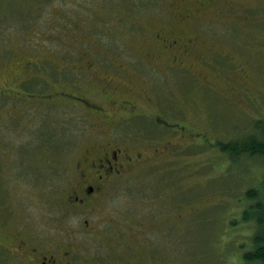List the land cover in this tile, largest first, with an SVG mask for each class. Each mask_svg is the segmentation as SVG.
Returning <instances> with one entry per match:
<instances>
[{
  "label": "rangeland",
  "instance_id": "obj_1",
  "mask_svg": "<svg viewBox=\"0 0 264 264\" xmlns=\"http://www.w3.org/2000/svg\"><path fill=\"white\" fill-rule=\"evenodd\" d=\"M199 1L0 0V244L10 245L15 232L56 242L73 231L62 216L67 172L104 132L60 93L78 88L84 67L83 76L98 80L110 71L111 85L142 98L149 114L165 120L147 130L149 146L173 140L180 148L152 162L148 172L130 174L102 208L104 226L118 238L116 228L130 224V233L135 220L148 222V229L150 222L159 223L156 241L146 245L128 235L135 243L126 249L134 251L120 262L137 264L139 252L141 264H240L253 230L240 218L249 206L247 190L262 186L264 159H233L218 141H241L264 117V28L257 26L264 22V0H204L203 9ZM157 32L180 35L191 46L196 57L182 63L189 69L143 63ZM211 53H217L215 60ZM81 55L92 58L93 66L80 62ZM24 59L35 66L18 75ZM122 70L127 79H116ZM25 80L19 96L1 91L6 82L18 89ZM48 92H55V104L44 102ZM120 96L108 92L106 101ZM175 121L191 135H174L165 123ZM151 187L158 195L144 197ZM178 212L176 221L165 222ZM79 237L77 248L88 246L99 257L101 236ZM151 245L156 247L146 255Z\"/></svg>",
  "mask_w": 264,
  "mask_h": 264
},
{
  "label": "flooded vegetation",
  "instance_id": "obj_2",
  "mask_svg": "<svg viewBox=\"0 0 264 264\" xmlns=\"http://www.w3.org/2000/svg\"><path fill=\"white\" fill-rule=\"evenodd\" d=\"M205 1L210 4H218L220 2V0ZM197 6L199 9H203L205 7L204 0L199 1ZM153 45L155 47L143 52V63H150V65L154 66L161 63L163 69L182 70L189 69L182 64L185 60L196 57L194 51L191 50V46L185 43L182 36L175 33L164 35L162 32H157ZM159 45H164L166 50L156 48ZM168 50L173 53V56H169ZM216 54L211 53V56H214L213 60H215ZM87 57L86 55H81L79 61L84 62L85 66L90 68L93 66L94 60L92 58L87 59ZM204 61L210 66H214L210 59H205ZM112 64L115 63L112 62ZM34 66V62L24 59L22 61V70L15 73H18V75L25 74ZM81 69L80 73H78L79 78L76 79V87L78 88L76 90L68 89L60 93L70 103L69 107H80L84 110V115L93 116L94 122L101 129H104V132L96 136L97 138L94 137L96 141L83 149L72 160L71 167L67 172L68 186L64 201L66 211L62 216L63 219H67L73 231L69 232V238L56 242L43 240L34 234L23 237L20 233L15 232L13 239L10 240V245L0 244V264H131V262H120L131 256L134 251L130 252L126 248L131 247L130 245L133 246V243L139 241V238L143 239V245L150 241H156L153 234L157 233L159 223L153 224L150 222L152 229H148V222H143L141 219L135 220L132 222L130 233L127 230L130 224L121 228L114 227L117 229L116 234H119L120 239L111 234L109 226H104L106 219H101L100 212L107 200L120 190L121 185L130 180V174L136 175L138 170L142 169L143 173L148 172L149 165L152 162L161 159L164 155L172 157V154L179 152L180 148L173 140H170L167 144H150L149 146L147 130L150 126L163 123L165 120L149 114L148 109L145 107V100L142 104V98L140 100L131 98V94L119 90L120 88L113 84L111 85L110 80L113 79L110 71H107L108 76L98 80L96 76L88 78L83 76L82 72H86V70L84 67ZM69 74L72 75L73 73L69 72ZM115 74L116 79H127L123 70ZM228 76L235 79L231 74ZM32 77V79H35L39 76ZM26 81H21L18 89L10 87L9 82H6L2 86L1 91L3 93L10 91L6 94L8 97H12L13 93L19 96L18 92L26 88ZM96 82L99 84H96ZM108 92L121 94V96L115 101H106ZM54 93L48 92L46 97H44V102L49 101L50 105L55 104ZM143 98L147 99L144 91ZM106 102L110 106L106 105ZM120 102V111H117ZM54 108H47L48 111L43 113V115H50L49 111L54 110ZM76 112L73 111L71 115ZM165 126H169L174 131L172 133L176 132L179 138L185 136L187 131L191 135L190 129L186 125L177 123V121L174 123L166 122ZM220 142L222 141H218V147ZM157 195L158 192H154L151 187L144 194V197L153 198ZM154 211H157V209ZM179 216L180 213L178 212L175 218H168L165 222L176 221ZM160 222L162 224L165 223L164 221ZM154 227L157 228L155 231ZM136 228H140L137 233L135 232ZM142 229L143 234L140 233ZM105 230L110 233L104 232ZM73 232H77V234H73ZM80 235L101 236L100 244L97 247L99 257L91 252L88 246H82L81 249L77 248L75 242L80 240ZM128 235L135 242L132 240L129 243ZM68 239L70 240L68 241ZM153 247L156 246L145 247L146 255L148 252L150 253L148 248ZM96 258H100V262H97ZM136 262L137 264L142 263L139 252Z\"/></svg>",
  "mask_w": 264,
  "mask_h": 264
},
{
  "label": "trees",
  "instance_id": "obj_3",
  "mask_svg": "<svg viewBox=\"0 0 264 264\" xmlns=\"http://www.w3.org/2000/svg\"><path fill=\"white\" fill-rule=\"evenodd\" d=\"M263 25L264 22L257 21L259 29L264 28ZM254 122V132L238 142L235 140L220 142L221 150L233 159L240 155L264 159V117L256 119ZM246 196L249 206L244 207L240 222L250 223L253 230L250 242L241 247L240 264H264V178L261 188L248 189ZM239 246L240 244H238V248Z\"/></svg>",
  "mask_w": 264,
  "mask_h": 264
}]
</instances>
